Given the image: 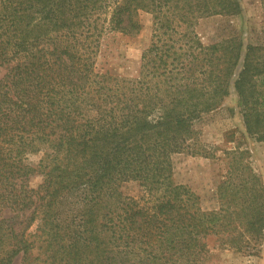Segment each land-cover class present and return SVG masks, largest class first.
<instances>
[{
  "label": "trees",
  "instance_id": "trees-1",
  "mask_svg": "<svg viewBox=\"0 0 264 264\" xmlns=\"http://www.w3.org/2000/svg\"><path fill=\"white\" fill-rule=\"evenodd\" d=\"M240 11L239 0H0V264L31 257L26 227L83 179L90 195H113L108 186L132 176L141 195L118 194L115 209L96 200L88 234L52 256L62 264H205L209 240L243 248L263 237V188L251 169L231 182L238 157L216 211L171 179L172 155L203 154L194 122L232 86L246 135L264 141V48L207 46L195 31L202 18ZM141 12L153 34L138 79L96 72L99 39L138 35Z\"/></svg>",
  "mask_w": 264,
  "mask_h": 264
},
{
  "label": "rangeland",
  "instance_id": "rangeland-1",
  "mask_svg": "<svg viewBox=\"0 0 264 264\" xmlns=\"http://www.w3.org/2000/svg\"><path fill=\"white\" fill-rule=\"evenodd\" d=\"M239 2L241 11L236 15H214L197 22L195 31L204 45L236 38L243 44V54L248 45L264 48V0ZM139 20L142 29L138 35H124L119 32H107L102 35L95 54L96 72L107 73L127 81L138 79L143 52L152 39L153 17L141 12ZM239 70L240 68L237 73ZM231 92L219 108L200 114L194 122L199 149H202L200 151L203 154L182 152L171 156L172 181L188 187L197 195L204 211H216L221 208L218 186L235 171L232 170L231 163L232 159L237 157L242 165L236 166L238 172L233 175L231 182L237 185L244 181L243 175L246 178L251 169L258 176L260 188H263L264 193V141L251 139L246 135L233 86ZM31 159L32 162H38L40 154L32 156ZM132 179L131 176L130 180H120L117 185L110 184L108 187L115 189L113 195L111 191L90 195L86 179L71 190L62 191L53 205L47 209L43 208L24 231L31 257L24 263L21 256H18L12 264H62L59 258L54 260L52 256L60 257L70 253L72 250H65L63 247L71 245L76 232L81 235L88 234L87 229L92 227L89 222L93 217L91 210H94L96 200L101 201L104 207L115 209L118 194L122 199L140 197L139 182ZM94 211L95 214L102 213ZM95 214L94 220L99 225L102 222L101 216L96 219ZM104 237L102 240L107 244ZM4 243L6 245L0 246V252L9 250V241L6 243L5 240ZM208 243L211 251L205 264H264V232L260 239L245 240L243 248L226 247L220 240H209ZM84 263L89 262L86 260Z\"/></svg>",
  "mask_w": 264,
  "mask_h": 264
}]
</instances>
